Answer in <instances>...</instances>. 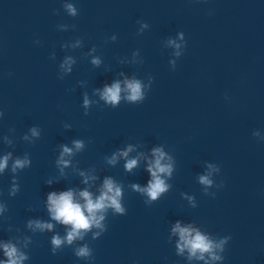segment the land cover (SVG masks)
<instances>
[{
  "label": "clouds",
  "instance_id": "9594fccd",
  "mask_svg": "<svg viewBox=\"0 0 264 264\" xmlns=\"http://www.w3.org/2000/svg\"><path fill=\"white\" fill-rule=\"evenodd\" d=\"M67 13L75 17L77 16V8L72 4L68 3L64 5ZM142 27H148L147 24H143ZM178 38L183 41V33L178 34ZM168 44L172 46L176 51L174 55L179 57L182 55L181 48L182 44L177 43L176 40L169 39ZM74 61L71 57L65 59L61 64V68L65 71H71V64ZM92 63L94 65H99V59H93ZM170 63L175 66V61H170ZM152 78L150 77V80ZM150 87V85H149ZM145 86L138 79H125L122 84L119 80L113 82L111 86L105 85L103 90H97L100 97L105 103L112 106H117L120 104L121 100L128 103H143L146 99V93L144 91ZM122 92L126 95L122 96ZM89 105V100L85 97L84 106L87 108ZM0 115H3L0 112ZM32 136H39V132L36 128L31 130ZM258 132H254L253 136H258ZM24 139H28L27 136ZM10 143V141H9ZM74 147L76 150H81L83 148L82 141H74ZM133 151V147L130 145L126 150L114 154L108 163L115 164L119 157H127L129 152ZM73 149L67 146H62V152L60 158L57 161L58 165L67 167L69 161L64 159L65 155H72ZM143 154H140L142 156ZM140 156L133 159H127L124 167L125 170L131 172L137 167L138 160ZM153 160L148 161L147 171L151 175V180H149L146 187H141L138 184H133L131 187L134 191L140 192L148 197L146 203L157 200L161 194L166 193L170 187L165 182L162 176L170 177L173 171V166L171 163H162V161L171 160V157L166 156V153L161 148H154L152 150ZM11 153L4 155L0 158V173H2L8 166V162L11 159ZM30 164V160L25 156V158H17L12 164V171L15 173L18 169H23ZM211 171H219V168L214 165H208ZM84 175V173H81ZM211 172L207 175L199 176V182L205 186H211L213 181L210 179ZM89 179H96V177H85V183ZM18 191V185H13L11 195H15ZM99 196L93 198V194L88 190H83L79 192V197L83 200V203L75 199V194L72 190L60 192L49 193L47 208L50 213L51 219L62 224L70 225V230L67 231V235L64 238L60 236H54L51 240L53 245V251L59 248L62 244L67 243L71 245L76 239H83L84 234H86L93 227L103 229L102 221L105 219L106 211L111 208L115 213L123 214L125 208L122 206V185L116 183L112 178H105L101 188L99 189ZM5 207L0 205V212H3ZM28 227L33 230H51L53 224L42 222L40 220H30L28 222ZM174 234H178L180 237V243L177 244V249L179 253H183L185 249L188 250L189 259L195 257L197 259H204V254L208 253L212 260H220L222 257L215 254V250L219 249L223 251L224 244L227 243L229 237H225L220 240L219 243L214 242L208 236L202 234L200 231L194 229L192 226L182 227L179 222L175 224L172 229ZM98 235V233H97ZM3 248L4 255L7 257L6 260H0V264H22V261L27 259V257L18 251L17 247L12 243L0 244ZM199 254V255H198ZM75 255L78 257H87L90 255V250L87 245L79 247L75 250Z\"/></svg>",
  "mask_w": 264,
  "mask_h": 264
}]
</instances>
